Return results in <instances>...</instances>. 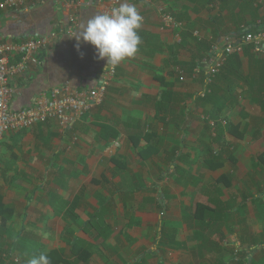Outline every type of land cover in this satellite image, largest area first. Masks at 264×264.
<instances>
[{
    "label": "crops",
    "instance_id": "1",
    "mask_svg": "<svg viewBox=\"0 0 264 264\" xmlns=\"http://www.w3.org/2000/svg\"><path fill=\"white\" fill-rule=\"evenodd\" d=\"M75 1L0 8V43L49 38L11 80V108L100 82L106 59L73 33L107 2ZM126 2L141 43L102 103L66 131L50 120L0 141V264H264V56L245 46L206 80L225 40L264 24V0Z\"/></svg>",
    "mask_w": 264,
    "mask_h": 264
},
{
    "label": "built area",
    "instance_id": "2",
    "mask_svg": "<svg viewBox=\"0 0 264 264\" xmlns=\"http://www.w3.org/2000/svg\"><path fill=\"white\" fill-rule=\"evenodd\" d=\"M61 1L70 8L77 5L75 0ZM37 2L38 0H0V8L22 11ZM106 2L107 4L101 5L102 13L118 7L121 0H106ZM160 19L164 27L180 25L179 21L163 10ZM48 42L49 38L37 35L19 42L0 43V141L5 133L30 128L50 120L56 122L62 131H66L72 128L82 115L104 100L106 88L116 72V67L113 68L111 65L106 67L96 86L82 89L68 85L54 86L41 92L32 105L17 110L11 108L13 92L11 80L25 73L29 64L38 63L37 55L47 47ZM245 46H250L257 56H264V24H258L254 29L251 26L242 27L234 33L233 38L225 40L217 58H214L212 64L207 67L206 80L210 82L225 59L233 53L241 52ZM12 56H17L18 60L10 61ZM203 61L208 62L205 58Z\"/></svg>",
    "mask_w": 264,
    "mask_h": 264
},
{
    "label": "clouds",
    "instance_id": "3",
    "mask_svg": "<svg viewBox=\"0 0 264 264\" xmlns=\"http://www.w3.org/2000/svg\"><path fill=\"white\" fill-rule=\"evenodd\" d=\"M142 20L136 5L125 0L110 12L93 15L73 34L77 41L93 45L97 58L106 59V67L111 65L115 68L138 51L141 37L137 30ZM28 264H51V261L46 252H41Z\"/></svg>",
    "mask_w": 264,
    "mask_h": 264
},
{
    "label": "trees",
    "instance_id": "4",
    "mask_svg": "<svg viewBox=\"0 0 264 264\" xmlns=\"http://www.w3.org/2000/svg\"><path fill=\"white\" fill-rule=\"evenodd\" d=\"M227 58L225 59V61H224V63L222 64V66H221V68L223 69V67L226 65L227 66ZM261 63H262V67H261V72H260V75H259V77H260V80L261 81H259V88H260V90L261 91H264V60H262V61H260ZM225 66V67H226ZM220 68V69H221ZM263 103V105H264V102H262ZM18 131H20V130H18ZM18 131H16V132H18ZM74 245H76V242H74L73 243ZM264 250H262V252H263ZM49 256V258H50V261H51V256L50 255H48ZM64 263H66V264H71L70 262H67V261H65V259H63L62 260ZM79 261H81V254H77L76 255V261L75 262H79ZM247 261V263L248 264H251V260H246ZM60 262V261H59ZM234 264H243V262H242V260L241 259H237L235 262H233ZM51 264H53V262H51Z\"/></svg>",
    "mask_w": 264,
    "mask_h": 264
},
{
    "label": "rangeland",
    "instance_id": "5",
    "mask_svg": "<svg viewBox=\"0 0 264 264\" xmlns=\"http://www.w3.org/2000/svg\"><path fill=\"white\" fill-rule=\"evenodd\" d=\"M237 246H238V244H237ZM256 249H258V247H256ZM255 250V249H254ZM259 251V250H258ZM257 252V251H256ZM240 253L242 254L243 252H237V253H235V258H234V256L231 258L232 260H237V259H241V260H243V264H248L247 263V258H246V252L245 253H243L245 256H241L240 255ZM95 256H96V258H102V256L100 255V253L98 252V251H95ZM52 260V259H51ZM262 262H264V261H262ZM72 264V263H71ZM258 264H260V263H258ZM262 264V263H261Z\"/></svg>",
    "mask_w": 264,
    "mask_h": 264
}]
</instances>
